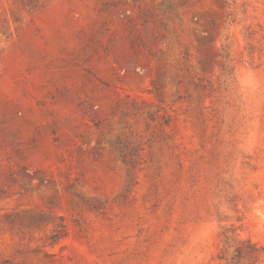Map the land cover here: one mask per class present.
<instances>
[{
    "label": "rangeland",
    "instance_id": "rangeland-1",
    "mask_svg": "<svg viewBox=\"0 0 264 264\" xmlns=\"http://www.w3.org/2000/svg\"><path fill=\"white\" fill-rule=\"evenodd\" d=\"M225 228L264 246V0H0V264H229Z\"/></svg>",
    "mask_w": 264,
    "mask_h": 264
},
{
    "label": "trees",
    "instance_id": "trees-1",
    "mask_svg": "<svg viewBox=\"0 0 264 264\" xmlns=\"http://www.w3.org/2000/svg\"><path fill=\"white\" fill-rule=\"evenodd\" d=\"M222 236L225 247L220 259L229 264H255L263 256L264 246L253 243L251 240H238L235 231L230 228H225ZM231 248L233 252L229 253Z\"/></svg>",
    "mask_w": 264,
    "mask_h": 264
}]
</instances>
